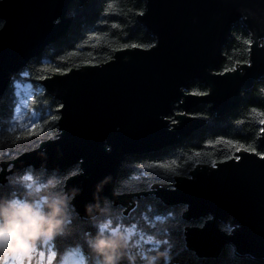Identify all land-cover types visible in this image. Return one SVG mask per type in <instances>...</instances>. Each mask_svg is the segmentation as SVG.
<instances>
[{"label": "water", "instance_id": "95a60500", "mask_svg": "<svg viewBox=\"0 0 264 264\" xmlns=\"http://www.w3.org/2000/svg\"><path fill=\"white\" fill-rule=\"evenodd\" d=\"M74 1L0 0V103L14 76L67 33ZM143 1L138 21L154 44L119 49L105 63L39 80L60 102L59 132L13 159L8 171V162H2L0 181L29 167L65 173L78 165L64 185L78 215L94 216L108 200L128 205L134 194L114 189L128 156L179 143L206 124L190 115L192 109L207 104L226 114L244 90L264 78V0ZM238 24L250 35L248 62L218 72L223 47ZM196 81L206 83L208 92H189ZM259 147L264 150V131ZM147 193L184 205L186 222L205 219L185 232L198 257L216 258L231 245L240 257L264 259V155L238 150Z\"/></svg>", "mask_w": 264, "mask_h": 264}, {"label": "trees", "instance_id": "16d2710c", "mask_svg": "<svg viewBox=\"0 0 264 264\" xmlns=\"http://www.w3.org/2000/svg\"><path fill=\"white\" fill-rule=\"evenodd\" d=\"M143 10V0H88L83 5L76 0L70 5L69 15L73 21L67 33L48 45L39 57L32 58L14 76L2 97L0 171L2 162L11 163L59 132L60 102L39 80L73 68L105 63L119 49L133 45L151 47L154 37L138 21ZM2 25L0 20V28ZM250 44L248 31L243 25H236L223 47L218 72L233 70L248 62ZM188 90L202 95L209 89L206 83L196 81ZM190 115L205 119L206 124L179 143L132 154L124 160L114 189L120 194H134L128 205L108 200L94 216L82 217L70 205V198L62 230L50 240L37 241L31 248L33 255L30 254L26 262L59 264L70 253H75L85 264H95L98 258L89 247L92 237L97 232H122L129 243L128 255L136 258V264H147L154 256L157 257L155 264H264V259L236 255L231 245H226L216 258L198 257L188 247L185 232L188 226L203 225L205 219L186 222L182 217L184 205L167 204L155 194L147 193L154 185H170L175 177L188 175L197 164L216 165L232 158L238 150L264 155L259 147L264 120V78L244 90L238 105L228 113L219 115L211 111L209 105L201 104L192 109ZM33 123L39 126L38 134L27 136ZM78 172V165L65 173L29 167L0 181V196L19 200L29 193H65L66 178ZM49 177L58 179L53 189L46 184ZM221 228L230 231L226 225ZM2 249V253L9 252ZM2 257L0 264H4Z\"/></svg>", "mask_w": 264, "mask_h": 264}, {"label": "clouds", "instance_id": "9594fccd", "mask_svg": "<svg viewBox=\"0 0 264 264\" xmlns=\"http://www.w3.org/2000/svg\"><path fill=\"white\" fill-rule=\"evenodd\" d=\"M58 179L49 177L50 189ZM74 194V192H73ZM67 193H29L25 199L0 196V245L5 251H24L35 247L39 240H50L64 225L68 201ZM91 252L98 259L95 264H136V258L128 255L129 243L122 232L102 233L89 241ZM151 257L147 264H155Z\"/></svg>", "mask_w": 264, "mask_h": 264}, {"label": "rangeland", "instance_id": "374dc122", "mask_svg": "<svg viewBox=\"0 0 264 264\" xmlns=\"http://www.w3.org/2000/svg\"><path fill=\"white\" fill-rule=\"evenodd\" d=\"M1 254H5V255L2 257ZM1 257L4 259V264H23L28 259V252L25 253V251H16V252H10V254L0 252V258ZM30 263L31 261H27L25 264H30ZM61 264H84V263L83 260H79L78 255L76 256L73 255L70 257L69 263L64 262Z\"/></svg>", "mask_w": 264, "mask_h": 264}, {"label": "snow or ice", "instance_id": "6c2138e0", "mask_svg": "<svg viewBox=\"0 0 264 264\" xmlns=\"http://www.w3.org/2000/svg\"><path fill=\"white\" fill-rule=\"evenodd\" d=\"M133 47H136V45H133ZM261 123L264 124V120H262ZM38 128H39V126L37 124H35V123L31 124L30 130L28 131L27 136L38 134L37 133ZM261 131H264V129H261ZM18 139H19V137H18ZM228 143L231 144L232 142L228 141ZM241 147H243V146L241 145ZM2 247H3V245H0V248H2ZM24 251H25V253H27V252L31 251V249H25Z\"/></svg>", "mask_w": 264, "mask_h": 264}, {"label": "bare ground", "instance_id": "6f19581e", "mask_svg": "<svg viewBox=\"0 0 264 264\" xmlns=\"http://www.w3.org/2000/svg\"><path fill=\"white\" fill-rule=\"evenodd\" d=\"M12 166H13V163L11 162V163H8L7 165H6V171H8L9 169H11L12 168ZM71 169V168H70ZM70 169H68V170H70ZM23 170H21V171H19L20 173L22 172ZM55 171V170H54ZM19 172H13V173H9V174H7V176L8 175H12V174H15V173H19ZM60 173V172H59ZM158 197V196H157ZM160 198V197H159ZM163 201V200H162ZM164 202V201H163ZM236 254V253H235Z\"/></svg>", "mask_w": 264, "mask_h": 264}]
</instances>
